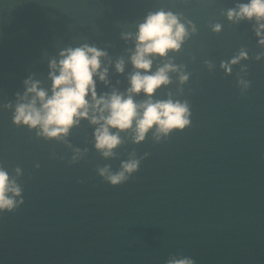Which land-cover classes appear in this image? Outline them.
I'll return each instance as SVG.
<instances>
[{
    "label": "water",
    "instance_id": "95a60500",
    "mask_svg": "<svg viewBox=\"0 0 264 264\" xmlns=\"http://www.w3.org/2000/svg\"><path fill=\"white\" fill-rule=\"evenodd\" d=\"M247 2L0 0V168L10 176L21 169L23 200L0 214V264H165L177 255L194 264H264V46L254 20L226 18ZM157 11L175 14L187 36L178 51L150 56L148 73L140 70L171 64L170 82L132 99L187 102L183 131L157 141L153 129L138 144L131 130L120 132L103 157L88 119L57 139L13 126L24 81L49 92V62L68 48L105 53L97 70L107 69L105 81L93 77L97 99L126 95L137 27ZM241 52L247 58L226 75L221 63ZM129 159L138 169L118 186L98 174Z\"/></svg>",
    "mask_w": 264,
    "mask_h": 264
},
{
    "label": "clouds",
    "instance_id": "9594fccd",
    "mask_svg": "<svg viewBox=\"0 0 264 264\" xmlns=\"http://www.w3.org/2000/svg\"><path fill=\"white\" fill-rule=\"evenodd\" d=\"M226 18L229 21L254 20L257 23L255 35L259 38L258 44L264 46V0H248L247 3L239 4L235 9L228 10ZM219 30V25L213 27L214 32ZM186 36L185 24L172 12L149 13L137 27L136 47L130 57L137 71L130 76V86L124 96L113 92L97 99L93 77L105 81L107 69L97 72L104 52L87 45L61 51L58 61L49 62V92L40 88L38 82L31 79L24 81V95L15 105L12 115L13 126L35 130L36 135L44 139H57L66 136L81 119H88L91 125L97 126L93 133L94 148L103 157H110L113 149L121 143L120 132L131 130L132 142L138 144L153 129L157 141L173 132L183 131L190 124L191 114L187 102L171 99L153 102L146 99L137 104L132 96L143 92L146 97H151L160 86L170 82L167 74L177 71L171 64H165L150 75H142L140 70L148 73L152 64L150 56L163 58L169 51H178ZM246 58V53L241 52L227 64L221 63V68L226 75L230 74L231 66ZM256 59L259 61L261 57L257 56ZM115 70L120 73L123 63L117 62ZM179 80L183 83L187 75H180ZM238 83L245 88L248 86L245 81ZM111 129L116 131L112 132ZM76 159L73 156V162ZM138 165V160L129 159L121 163L120 171L116 173H111L105 167L99 169L98 174L109 186L115 187L136 172ZM13 172L15 176H10L5 169L0 168V214L11 213L23 203L21 188L16 182L21 169L15 168ZM165 264H194V261L177 255L170 256Z\"/></svg>",
    "mask_w": 264,
    "mask_h": 264
}]
</instances>
